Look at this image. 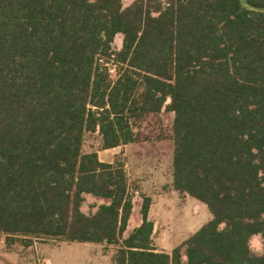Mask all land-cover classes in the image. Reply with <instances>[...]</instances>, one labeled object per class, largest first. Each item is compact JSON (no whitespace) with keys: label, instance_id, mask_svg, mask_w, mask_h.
<instances>
[{"label":"trees","instance_id":"trees-1","mask_svg":"<svg viewBox=\"0 0 264 264\" xmlns=\"http://www.w3.org/2000/svg\"><path fill=\"white\" fill-rule=\"evenodd\" d=\"M0 0V242L116 247L115 264H264V0ZM123 36L120 50L115 39ZM116 71L113 80L110 71ZM174 114L173 188L212 219L171 254L125 165ZM87 196L105 199L87 214ZM128 235L125 237V235Z\"/></svg>","mask_w":264,"mask_h":264},{"label":"rangeland","instance_id":"rangeland-1","mask_svg":"<svg viewBox=\"0 0 264 264\" xmlns=\"http://www.w3.org/2000/svg\"><path fill=\"white\" fill-rule=\"evenodd\" d=\"M135 0L124 1V7ZM123 36L115 39L114 48L120 50ZM116 79V73L112 76ZM174 114L163 112L150 116L140 128L143 141L102 150L98 134L88 135L84 152H97L105 163L125 165L133 197L134 210L128 231L142 222L141 208L145 198L151 199L149 220L155 225L153 244L159 252L171 254L211 219L208 207L173 188L174 143L171 140ZM105 199L87 196L83 211L95 212ZM128 235L126 234L125 237ZM251 248L257 255L264 253L260 236L253 237ZM117 248L94 244L66 243L53 239L26 240L16 238L0 242V264H115Z\"/></svg>","mask_w":264,"mask_h":264},{"label":"built area","instance_id":"built-area-1","mask_svg":"<svg viewBox=\"0 0 264 264\" xmlns=\"http://www.w3.org/2000/svg\"><path fill=\"white\" fill-rule=\"evenodd\" d=\"M116 73V71L113 69L110 71L111 76H113Z\"/></svg>","mask_w":264,"mask_h":264},{"label":"crops","instance_id":"crops-1","mask_svg":"<svg viewBox=\"0 0 264 264\" xmlns=\"http://www.w3.org/2000/svg\"><path fill=\"white\" fill-rule=\"evenodd\" d=\"M141 223H142V222H141ZM141 223H140V224H141ZM140 224H139V225H140ZM129 225H130V224H129ZM139 225H137V226H133L131 230L135 229V228L138 227ZM130 228H131V225H130ZM97 246H100V245H97Z\"/></svg>","mask_w":264,"mask_h":264}]
</instances>
